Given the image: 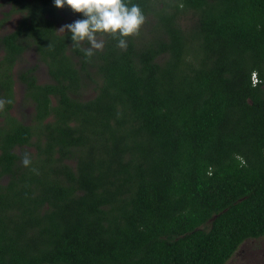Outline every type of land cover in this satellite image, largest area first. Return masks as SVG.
<instances>
[{
	"label": "trees",
	"instance_id": "1",
	"mask_svg": "<svg viewBox=\"0 0 264 264\" xmlns=\"http://www.w3.org/2000/svg\"><path fill=\"white\" fill-rule=\"evenodd\" d=\"M129 2L138 34L89 57L61 30L83 14L0 0V264H226L264 238V0Z\"/></svg>",
	"mask_w": 264,
	"mask_h": 264
},
{
	"label": "clouds",
	"instance_id": "2",
	"mask_svg": "<svg viewBox=\"0 0 264 264\" xmlns=\"http://www.w3.org/2000/svg\"><path fill=\"white\" fill-rule=\"evenodd\" d=\"M54 6L63 9L66 6L76 13L83 14L82 19L67 24L61 30L71 34L73 46L86 43L84 54L91 57L94 50H103L104 41L98 34L110 35L118 40V47H127L128 37L138 34L145 22V16L138 4L129 0H53ZM3 102L0 101V107ZM25 167L30 166L31 158L25 153L22 158Z\"/></svg>",
	"mask_w": 264,
	"mask_h": 264
},
{
	"label": "rangeland",
	"instance_id": "3",
	"mask_svg": "<svg viewBox=\"0 0 264 264\" xmlns=\"http://www.w3.org/2000/svg\"><path fill=\"white\" fill-rule=\"evenodd\" d=\"M1 9L6 10L7 7L3 6L0 8V18H1ZM19 20V16H14L5 26V31H11L14 29L15 25ZM36 61V55L34 52L26 53L24 62L27 64H33ZM40 79H46V72L44 67L40 71ZM22 86L17 87V102L14 109L15 115L22 118L23 115L28 113L30 110L28 108L22 107ZM226 264H264V238L262 239H252L247 240L236 252V254L226 263Z\"/></svg>",
	"mask_w": 264,
	"mask_h": 264
},
{
	"label": "flooded vegetation",
	"instance_id": "4",
	"mask_svg": "<svg viewBox=\"0 0 264 264\" xmlns=\"http://www.w3.org/2000/svg\"><path fill=\"white\" fill-rule=\"evenodd\" d=\"M2 17H3V14H1V18H2ZM13 17H14V16H13ZM13 17H12V18H13ZM1 18H0V19H1ZM10 20H11V19H10ZM8 22H9V21H8ZM8 22H7V23H8ZM7 23H6V25H7ZM6 25H5V26H6ZM5 26L2 27V28L0 29V35L5 34V33H4V31H5V29H6ZM6 30H7V29H6ZM11 31H12V30H11ZM7 32H10V31H7ZM7 32H6V33H7ZM19 85L22 86V92H21V93H22V99H23L24 86H23L20 82H18V83L16 84V94H17V87H18ZM16 100H17V97H16ZM15 107H16V105H15ZM15 107L12 109V113H13V114H15V113H14V109H15Z\"/></svg>",
	"mask_w": 264,
	"mask_h": 264
},
{
	"label": "built area",
	"instance_id": "5",
	"mask_svg": "<svg viewBox=\"0 0 264 264\" xmlns=\"http://www.w3.org/2000/svg\"><path fill=\"white\" fill-rule=\"evenodd\" d=\"M253 81H254V83H257L259 81L258 76L256 75V73L253 74Z\"/></svg>",
	"mask_w": 264,
	"mask_h": 264
}]
</instances>
